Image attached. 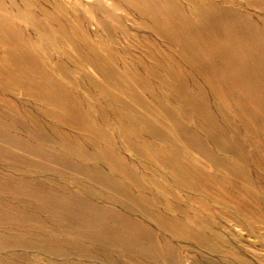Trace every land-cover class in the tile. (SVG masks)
Returning <instances> with one entry per match:
<instances>
[{
	"label": "rangeland",
	"instance_id": "1",
	"mask_svg": "<svg viewBox=\"0 0 264 264\" xmlns=\"http://www.w3.org/2000/svg\"><path fill=\"white\" fill-rule=\"evenodd\" d=\"M206 1L226 16H238L234 25L170 24L178 35L169 39L135 6L66 0L63 9L74 7L90 45L106 46L114 56L116 73L108 75L101 69L104 58H94L96 70L73 51L69 40L84 45L63 17L49 22L37 7L31 10L37 27L50 32L59 49L72 52L67 55L19 18L28 13L25 0H0L1 15L14 22L22 42L47 47L45 66L99 129L87 137L44 117L45 108L33 97L5 92L0 83V131L6 136L0 139V264H264V173L258 166L264 163V0ZM42 6L57 15L51 5ZM182 7L192 19L190 4L182 0ZM94 8L113 11L116 20L102 12L94 16ZM102 20L107 28L99 26ZM60 25L69 37L58 36ZM50 63L70 68L76 83ZM16 70L29 77L28 68ZM124 81L138 90V103L123 101L111 89H126ZM2 102L17 107L20 117L28 107L47 137L31 133L29 119L5 118ZM151 107L155 134L149 125H135L151 144L133 153L123 130L133 111L152 118ZM54 129L66 132L84 153L67 147L62 135L55 138ZM102 130L110 133L109 146ZM109 147L114 161L105 157ZM125 163L132 169L124 171Z\"/></svg>",
	"mask_w": 264,
	"mask_h": 264
},
{
	"label": "bare ground",
	"instance_id": "2",
	"mask_svg": "<svg viewBox=\"0 0 264 264\" xmlns=\"http://www.w3.org/2000/svg\"><path fill=\"white\" fill-rule=\"evenodd\" d=\"M114 1H117V0H114ZM118 1L119 3L123 2L125 4L127 3L130 6L131 5L133 7L135 6L136 13H138L143 18H146V20H149L151 24H155V30L157 34L159 33L160 35H167L169 39H177V35H178L177 30H173V31L170 30L169 28L170 24L183 26V25H189V23L191 22H201V23H210V24L222 23V25H226V24H233L235 23L234 21L238 19V16L237 18L226 16L228 14L227 11H222L223 13L222 14L220 12L221 10L220 7L206 0H183L186 3L190 4V7H191L190 10L192 12V19H190L184 13L183 7H182V0H118ZM25 3H26L25 5H27L26 10L28 11V13L25 15L19 14V18L25 19L27 22L31 24V26L37 27L38 26L37 23L39 19L37 20L34 13L31 12L32 8H36V7L40 11H42V16H44V18L49 19V22L51 21L59 22L60 18L63 17V19L66 22L74 26V30L72 29L73 35L78 38V40L80 41L79 43H82L84 45L81 48L77 44H75V42H73L72 40H69L70 46L72 45L71 48L73 49L74 52L77 53L79 58L82 59L84 65L86 67L90 66L98 70L100 69V67L96 65L94 58L96 59L104 58L102 60L103 66L101 69L108 75L116 73V70L111 65L113 64L112 62L114 61V56L112 55L111 52H109L106 46L101 47V46H98L97 43H92L90 45L89 38L91 39V37L88 38L87 35L89 34H87L86 30L83 28V25L81 22L82 19H80L79 15H77V12L75 11L74 7L70 5L69 8L65 10L63 9V6L67 5V3L69 2H66V0H53V2H51V0H25ZM41 3L45 5L47 4L51 5L53 8V11L55 10L57 15L55 14L51 15L47 11L49 9L46 10V8L42 6ZM80 5L81 4H79V6ZM4 9L5 7H4L3 2H0V44L3 47L2 48L3 50L1 53H3L4 55L1 59L2 65H0V67L5 69L4 72H6L7 70V74L10 75L8 77L5 75L6 73H3L4 76L2 72L0 73V83L4 84L5 87H7L5 89V92L12 93V92L21 91L26 99L30 100L33 97L37 103L41 104L42 107L45 108V111L44 109L42 111L44 117L47 116L55 122H59L62 125H68L72 129L74 128L78 129L80 132L85 134L87 137L93 138L97 136L99 129L95 128L94 122H92L93 117L91 115L88 116L84 113L81 106H79V102L73 99L74 96L72 95L69 88L62 91V84L60 81H58L55 78V75L53 73L54 71H51L52 68L50 69V66L48 67L45 66L46 60L48 58L47 56H49L47 47H42L41 44L33 42V41H30V43H23L22 42L23 39H21V34L19 30L17 29L16 25L14 24V22L10 21L9 18L1 15L2 14L1 11H3ZM55 12H52V13H55ZM90 12H92L94 16L95 15L97 16V14H99L98 12H102L103 15L107 16V18L111 20H116L114 16V12L107 10V9L105 10L97 9L96 10L94 8ZM83 16H85V14ZM146 20H144V23L147 22ZM99 26L107 28V25H105L104 20L99 21ZM37 29H38L37 33H38L39 39L46 40L48 45L52 47L53 45L57 44L55 40L52 41L53 36L50 32L39 29L38 27ZM56 31H57L56 33L58 34V36L60 35L62 36V38L69 37L68 30H66V28L61 25ZM17 41L20 43H23V45L15 44L14 42H17ZM52 43L53 45H51ZM56 49L57 50L62 49V53L66 55L72 53L71 51L65 48L59 49L56 46ZM79 65L80 66L78 67V64H77V67L80 69L84 67L81 64ZM17 66L18 68H28L29 71L27 73H29V77L28 76L27 78L22 77V75L24 74H22L23 72L21 73L16 70ZM54 68H56L55 70L60 74V76L62 75L63 78H68V80L69 79L72 80L71 79L72 72L70 71V68L68 70L67 69L68 67L63 66V65L57 66ZM49 71L51 73H49ZM164 73L165 74L163 76L167 74L166 71ZM150 75L154 77L156 76L158 80H160V82L161 81L167 82V80L162 79V76L158 75L156 71H151ZM37 80L40 82L35 84L34 82ZM73 82L76 83L75 81ZM92 82L94 86H98L93 80ZM42 83L45 84V87L39 86ZM108 83L110 84V86H113L109 81ZM124 84H126V89L116 88V87L111 88V89L119 91L123 95L120 97L123 101L129 100V101H135L136 103H138V101L141 100L139 98L138 90L127 88L126 82ZM148 90H152V89H148ZM2 103L5 105V109L7 110V113L5 114V118L9 117L10 119V117H12L13 122H15V120L16 122H20V120L22 119H29L33 123V126H34V131H32L31 133L35 134L36 136L42 139H45L47 137V135H45V129L41 124L40 118L35 117L28 107L23 108V110H25V113H23V115L25 117L24 116L20 117V113L17 107H13L10 104H7L6 102L5 103L2 102ZM151 108L154 111L153 112L151 110V115H153L152 118L146 117L145 115H139L138 112L133 111L134 112L133 118H130L131 121H127L126 130L125 131L123 130V136L125 138L124 140L125 146L130 148L133 153H138L139 148L141 146L143 145L150 146L151 144V142H146V140L142 139L139 136V134L136 133V130H139L140 128H137L135 126L138 124H142L144 126L149 125L152 129H154V131L152 132L155 134V109L154 107H151ZM1 121L6 124H9V126L12 124V122L7 123V120H5L4 118L1 119ZM130 122L133 125L132 130L128 127ZM54 130L56 132V133L55 132L53 133V136L55 138L56 136L62 135L63 142L68 143L67 147H69L74 152H78L81 154L84 153V149L75 141L70 140L69 137H67L66 132H63L61 134L60 131L56 129ZM1 131H0V134H1L0 139L6 138L5 133L2 131L3 132L2 134ZM95 131H97L96 134H95ZM100 137H101V140L104 141L105 147L109 146L110 142L112 141V138H110L111 137L110 133L106 130H102L100 133ZM105 152H107L105 157L108 161H111V160L114 161L116 159L111 148L109 149V151H105ZM241 158L242 156H239V158H235V159H240L242 161ZM215 160L217 162V163L214 162L215 164H218L220 161L219 159H215ZM125 164L127 166L124 165V171H127L128 167L132 169L130 165H128L127 163ZM258 166L262 169L264 173V163L259 164ZM184 173L183 175H180V177H182V180H183ZM263 195H264V192H263ZM260 203L262 205V202ZM169 224L170 222L165 223L166 226ZM169 227L171 228V224L169 225ZM196 239H198L200 243H205V240L203 238L197 237Z\"/></svg>",
	"mask_w": 264,
	"mask_h": 264
}]
</instances>
